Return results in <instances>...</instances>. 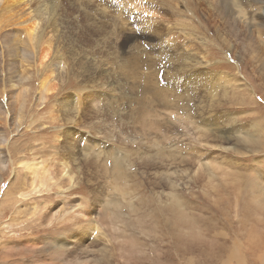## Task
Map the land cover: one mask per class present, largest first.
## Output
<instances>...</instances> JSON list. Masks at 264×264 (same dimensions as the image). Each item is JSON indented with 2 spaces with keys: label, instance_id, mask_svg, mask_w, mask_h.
Instances as JSON below:
<instances>
[{
  "label": "rangeland",
  "instance_id": "1",
  "mask_svg": "<svg viewBox=\"0 0 264 264\" xmlns=\"http://www.w3.org/2000/svg\"><path fill=\"white\" fill-rule=\"evenodd\" d=\"M258 1L229 3L232 16L214 0L25 3L46 11L33 50L10 39L24 53L11 88L0 55V264H264ZM23 7L1 15L2 42L21 33ZM47 67L51 95L39 92ZM38 161L46 173L30 178Z\"/></svg>",
  "mask_w": 264,
  "mask_h": 264
},
{
  "label": "bare ground",
  "instance_id": "2",
  "mask_svg": "<svg viewBox=\"0 0 264 264\" xmlns=\"http://www.w3.org/2000/svg\"><path fill=\"white\" fill-rule=\"evenodd\" d=\"M34 2H36V3H39V2H44V0H33ZM155 1V0H154ZM252 1V0H251ZM26 2H28V0H0V17H1V15L4 13V12H9V14H11V13H13V14H11L10 16H18L19 17V14L22 12L21 10H18L17 12L15 11V9L16 8H19L21 5H24V9H23V11H25L26 13H25V17H24V19L22 20V21H20L19 23H18V21H17V23L18 24H24V26L23 27H21L20 28V30L19 31H21V33H25V37H26V39L24 40V42H21V40H20V34L21 33H19V35H18V37H17V34H18V32H14V33H10V34H8V35H5V37L3 36L2 37V39H3V42H2V40H1V38H0V45H1V47H0V49L1 50H3L2 52H0V55L6 50L7 51V53H8V55H5V57H4V59H5V67H9V69H7V70H5V72L3 73L2 72V76L4 77V79H3V81L4 80H6L7 78V82H5L6 84H7V86L8 87H10L11 88V82H12V80H11V73H12V70H11V68H10V66H12V67H15L16 66V64H15V60L20 56V60H22V55H24V53H22L23 51L20 49L19 51H18V46L15 48V47H13V45L14 44H12V42L10 41V39L12 38V37H16L17 38V41H18V43L17 44H19V48H20V44H26L27 45V48L29 49V51L30 50H33V47H36V45H39V42L41 41V39H42V36L43 35H39V34H36V29H37V27H38V22L39 21H41L42 20V16H43V11H46V7H44V9H40L39 10V12L38 13H32V11H30V9H29V7L27 6V7H25L26 6ZM124 2V1H123ZM139 2V1H138ZM137 2V3H138ZM214 2L215 3H219L218 5L220 6V9L222 8L223 9V12H224V10L226 11V12H228V15L230 14V8H229V3L231 4V6L233 7V6H236L238 9H239V5H238V2H239V0H214ZM45 3V2H44ZM126 3H128V1H126ZM137 3H135V5L134 4H131L132 6L134 5V7L138 10V11H140L142 8H141V4H140V2H139V4H137ZM215 3H213V4H215ZM256 3H260V5L262 6V7H264V4H262L263 2L262 1H258V2H256ZM47 4V3H46ZM128 4H130V3H128ZM48 5V4H47ZM139 5H140V8H139ZM211 5V4H210ZM217 4H215V5H211V6H213V9H214V6H216ZM125 6H127V5H125ZM128 6H130V5H128ZM230 6V7H231ZM126 8V7H125ZM148 8H150V7H148ZM216 8H217V6H216ZM48 9V8H47ZM151 10V9H150ZM216 10H218V9H216ZM229 10V11H228ZM240 10V9H239ZM137 11V12H138ZM146 11H149V10H146ZM18 12H20L19 14H18ZM136 12V11H135ZM142 12H144V10L142 11ZM150 12H152V11H150ZM240 12H242L241 10H240ZM154 12H152V13H149V14H153ZM227 14V13H226ZM22 15V14H21ZM231 15V14H230ZM232 16V15H231ZM224 17V16H223ZM52 18V17H51ZM53 19V18H52ZM13 20H15V19H13ZM51 20V19H50ZM54 20V19H53ZM53 23V22H52ZM16 24V23H15ZM56 24V23H55ZM148 26V25H147ZM233 28L234 27H231L230 28V31H233ZM234 32V31H233ZM237 33V32H236ZM42 34V33H41ZM49 37V36H48ZM48 39V38H47ZM44 41V40H43ZM53 42V41H52ZM41 43H44V44H41L42 46L43 45H45L43 48L41 47V45L39 46V47H41L42 49H40L38 52H40V54L38 53L37 55H38V63L36 64V66H37V69H41L44 65V63H43V61L44 60H46V58H47V56H48V54L49 53H47V51L45 50V49H47L48 50V46L50 45L49 44V42L48 41H45V42H41ZM2 44H3V46H2ZM16 44V45H17ZM51 44H53V43H51ZM53 46V45H52ZM55 46V45H54ZM38 48V47H37ZM36 50H38V49H36ZM16 51H18V52H16ZM49 51V50H48ZM20 52H21V55H20ZM50 52V51H49ZM8 56V57H7ZM6 57H7V59H6ZM29 58V57H28ZM37 60V59H36ZM35 60V61H36ZM8 61V62H7ZM19 62H21V61H19ZM25 63L26 64H28L29 62H27V61H25ZM35 63V62H34ZM46 64V63H45ZM35 65V64H34ZM49 65V64H48ZM53 65V64H52ZM52 65L50 66V67H52ZM46 66V65H45ZM56 65H53V67L52 68H54ZM1 67H3V66H1ZM48 69H45L46 70V73L44 72V76L43 77H41V79H40V81H39V92H42V93H44L45 95H51V93H53L54 94V92L56 91V86H55V84H56V80L59 78V74L57 73L56 75H58V78H56V80H55V77H56V75H55V73H56V71H52L51 70V68L49 69V67H47ZM56 68V67H55ZM13 69V68H12ZM58 69V68H57ZM56 69V70H57ZM3 70V69H2ZM40 71V70H39ZM58 71V70H57ZM14 72V71H13ZM59 72V71H58ZM42 73V72H41ZM61 73V72H60ZM9 74V75H8ZM14 74V73H13ZM231 80V79H230ZM219 81H224L225 83H227L228 82V80H226L223 76H219ZM236 82V81H235ZM59 83V82H58ZM15 95V94H14ZM5 104H4V109H5V112L6 113H8L9 112V110H8V108H7V104H8V96L7 95H5ZM9 105V104H8ZM21 109V108H20ZM19 111V110H18ZM10 116V115H9ZM16 115H14V117H15ZM20 116H21V113H20V115L18 116H16L15 118H20ZM14 121H13V125L14 126H16L17 125V128L16 129H18V127L21 125V120H15V119H13ZM223 138H226V140L227 141H230V139H229V137L227 136V135H224L223 136ZM58 141H59V139H58ZM5 144V143H4ZM3 145V144H2ZM5 147V146H4ZM3 155V154H2ZM115 159V164H114V166H113V168H115V167H118V169H122V164H118V166H116V163H118V159L117 158H114ZM61 161V160H60ZM54 162V161H53ZM46 163V162H45ZM107 163V162H106ZM28 164V163H27ZM26 163H25V168H26V166H27V170L29 171V177L30 178H33L35 175H36V172L38 171V169L40 168V167H42V166H40V161H38V162H34L33 164H31V165H27ZM52 164V163H51ZM19 166H23L24 164H18ZM60 165L62 166L61 167V174H62V178H65V177H67L68 178V183L69 182H71V180H72V178L71 177H69L68 176V172H67V167H66V165H65V163L64 162H60ZM105 165V164H104ZM105 166H107V165H105ZM111 172H109V174L111 175V181H112V184H118V187H119V189L121 188V186L120 185H122L121 184V182H117V181H120V180H123V179H125L126 178V176L124 177V175L123 174H121L120 172H118V173H115L114 171H113V168H112V163H111ZM105 169H106V167H105ZM108 169H110V168H108ZM46 170H47V164L44 166V167H42V170H40V173H42V174H45L46 173ZM119 170V171H120ZM108 171V170H107ZM110 171V170H109ZM122 171V170H121ZM38 173V172H37ZM39 173V174H40ZM108 173V172H107ZM106 174V173H105ZM108 175V174H107ZM36 178V177H35ZM34 178V179H35ZM108 178V177H107ZM120 179V180H119ZM43 180V179H42ZM35 181L36 180H34V183H35ZM72 183V182H71ZM70 183V184H71ZM36 184V183H35ZM46 184V183H45ZM111 184V183H110ZM34 186V187H33ZM32 192H36V191H39V190H41V189H43V184L42 183H40V185L38 184V185H33V183H32ZM118 187H117V185L115 186V187H112V189H118ZM260 188H259V192H261V193H263V188H262V186L260 185L259 186ZM262 188V189H261ZM115 190V191H116ZM114 191V192H115ZM124 195H127V193L125 192L124 193V191L122 190L121 191ZM117 193V192H116ZM115 193V194H116ZM120 195V194H119ZM24 199V198H23ZM110 202H112V201H110ZM80 234H82V231H81V233ZM75 235H77V234H75ZM86 235H88V233L86 234Z\"/></svg>",
  "mask_w": 264,
  "mask_h": 264
}]
</instances>
